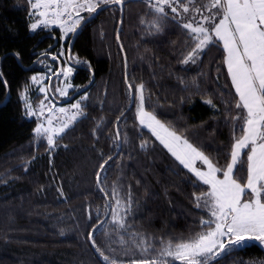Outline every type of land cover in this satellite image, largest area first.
<instances>
[{
	"label": "trees",
	"instance_id": "1",
	"mask_svg": "<svg viewBox=\"0 0 264 264\" xmlns=\"http://www.w3.org/2000/svg\"><path fill=\"white\" fill-rule=\"evenodd\" d=\"M126 1L123 16L111 7L82 27L70 63L74 33L63 38L58 27L32 32L27 0H0V264H106L93 239L110 258H138L133 241L124 236L121 244L111 222L115 199L129 190L127 220L137 235L158 241L199 231L204 213L193 203L195 177L139 126L127 83H143L146 108H154L161 122L222 166L234 134L226 121L239 111L226 109L224 103L238 100L223 62L225 53L209 47L195 64L181 63L190 47L187 30L170 18L161 22V31L149 30L141 23L142 18L152 19L146 0ZM53 55L63 66L67 62L75 68L70 97L94 81L83 93L88 96L85 116L50 148L33 139L37 121L26 115L21 92L36 96L31 78L38 73L53 76L59 69ZM208 99L215 109L204 102ZM107 156L113 157L112 168L98 186L96 172ZM244 176L240 173L242 182ZM113 187L119 197L105 198L99 190L111 193ZM93 228L98 230L90 238ZM215 264H264V245L246 243L222 254Z\"/></svg>",
	"mask_w": 264,
	"mask_h": 264
},
{
	"label": "snow or ice",
	"instance_id": "2",
	"mask_svg": "<svg viewBox=\"0 0 264 264\" xmlns=\"http://www.w3.org/2000/svg\"><path fill=\"white\" fill-rule=\"evenodd\" d=\"M146 2L152 19L145 21L142 18L141 23L146 24L149 30L161 31V22L169 18L187 30L190 47L181 63L195 64L209 47L224 50L223 62L235 95L238 96V100L233 97L231 101L224 102L226 109L239 110L231 121H226L233 128L234 134L226 163L218 166L186 136L166 127L155 114L154 108H146L143 83L128 82V98L134 105L139 126L150 130L176 161L195 177L193 203L204 215L197 225L199 231L186 238L152 240L131 231V224L127 220L132 207L129 190L124 197L115 199L116 208L111 214V222L113 231L120 234L121 244L124 243V236L133 241L132 247L138 253V258L135 254L127 261L110 258L101 251L94 239L92 245L106 264H215L222 254L227 255L243 248L246 243L259 241L264 244V0ZM27 3L33 10L30 16L36 17L30 24L31 30L58 27L67 38L69 33L77 31L82 21L90 19V16L82 13H96L97 9L113 5L122 10L126 0H27ZM63 55L61 51L59 56ZM51 59L57 61L58 56L53 55ZM73 71L74 67L65 62L63 69L53 73L57 78L62 73L61 83L68 81L63 88H56L60 96H68V89L73 87L69 80ZM31 81L33 84L42 83L35 76ZM50 86L38 89L45 93L44 100L48 99L47 88ZM21 99L26 115L38 121L33 129V139L37 142L43 140L46 146L54 148L56 138L84 115L83 101L88 96L82 94L69 107L59 108L54 104H45L44 100H40L34 107L30 97L23 91ZM204 102L216 108L211 99ZM45 111L48 113L46 117ZM227 114L231 115V111ZM54 121L58 123L54 125ZM116 123L119 124V120ZM115 135L119 138V129ZM145 144L142 143L140 147L144 148ZM110 160H113L112 156L104 157L97 169L98 186L107 180V173L112 168ZM197 161L201 167L196 166ZM242 172L245 173L243 182L240 178ZM99 190L105 198L110 195L119 197L116 187H113L111 193L105 192L103 188ZM99 223L103 224L104 221ZM97 230L91 229L90 238ZM124 254H128L127 249Z\"/></svg>",
	"mask_w": 264,
	"mask_h": 264
},
{
	"label": "rangeland",
	"instance_id": "3",
	"mask_svg": "<svg viewBox=\"0 0 264 264\" xmlns=\"http://www.w3.org/2000/svg\"><path fill=\"white\" fill-rule=\"evenodd\" d=\"M31 12H33V10L31 9ZM83 14H85V13H82V15ZM35 19H36V17L35 16H32V22H34L35 21ZM31 22V23H32ZM52 28H55V27H49V28H46V29H52ZM38 30V29H37ZM32 32H35V31H33V30H31ZM62 31V30H61ZM63 34V33H62ZM71 33H69L68 35H70ZM63 38H65L64 36H63ZM68 65H70V66H72L70 63H67ZM65 66V65H64ZM64 66H63V68H64ZM74 74H75V68H74V71H73V73H72V75L69 77V80H70V82H71V84L73 85V87L72 88H69L68 89V96H60L59 95V93H57L55 90H56V88L57 87H61V88H63L64 87V84H66V83H68V81L66 80V81H64L63 83H61V79H62V76L60 77V78H56V80H55V82H54V84H53V90H52V88H51V90L53 91V94L56 96V99L57 100H60V101H64V100H67V99H69V97H70V94H71V92L75 89V87H74V84H73V77H74ZM35 77H37V81H42V83H36V84H33V86H34V89H35V93H36V96L34 97V96H32L31 95V93H26L25 92V94L26 95H28L29 97H30V100H31V102H32V104H33V106L35 107L36 105H38L39 104V102H40V100H44V96H45V93H43V92H40V91H38V89L39 88H41V87H45V86H48V76L47 75H45L44 73H38V74H35L34 75ZM51 77V76H50ZM230 77V76H229ZM48 79V80H47ZM230 81H231V78H230ZM234 88V87H233ZM235 90V89H234ZM47 96H48V99L47 100H44V103L45 104H54L55 106H56V108H59V107H69V105L71 104V103H73V102H75L79 97H77V98H75V99H73L72 101H70L69 103H67V104H60V105H58V104H56V103H54L53 102V100H52V98H51V96H50V94H49V91H48V88H47ZM83 104L85 105V101H83ZM48 115V113H47V111H45V117ZM85 116V111H84V115L82 116V117H80L76 122H78L81 118H83ZM28 118H30L29 116H28ZM30 119H33V120H36L34 117H32V118H30ZM37 121V120H36ZM43 121V117L41 118V122ZM75 122V123H76ZM37 123H38V121H37ZM56 123H58L57 121H54V125L56 124ZM74 123V124H75ZM163 123V122H162ZM74 124H72L71 125V127L74 125ZM165 126L166 127H168L166 124H165ZM71 127H69V128H71ZM68 128V129H69ZM169 128V127H168ZM68 129H66L65 130V132L68 130ZM145 129H147V128H145ZM170 129V128H169ZM148 130V129H147ZM148 131H150V130H148ZM64 132V133H65ZM63 133V134H64ZM62 134V135H63ZM61 135V136H62ZM60 137V136H59ZM59 137H57L56 139H58ZM156 138V137H155ZM159 141V140H158ZM160 142V141H159ZM168 151V150H167ZM245 151H247L246 149H245ZM169 152V151H168ZM170 153V152H169ZM171 154V153H170ZM196 166L197 167H201V164H200V162L199 161H197V164H196ZM187 170V169H186ZM188 171V170H187ZM256 242H258V243H260L259 241H256ZM262 245H264V244H262Z\"/></svg>",
	"mask_w": 264,
	"mask_h": 264
},
{
	"label": "water",
	"instance_id": "4",
	"mask_svg": "<svg viewBox=\"0 0 264 264\" xmlns=\"http://www.w3.org/2000/svg\"><path fill=\"white\" fill-rule=\"evenodd\" d=\"M126 2H128V1H126ZM126 4V3H125ZM111 7H118L120 10H121V8L119 7V6H104L103 8H100V9H97V12L96 13H93L92 15H90V19H87V20H85L78 28H77V31L73 34V37H72V40H71V43H70V47H69V53H68V60H69V62L70 63H72L71 62V55H72V46H73V42H74V40H75V38L77 37V35H78V33H79V31L82 29V27L85 25V24H87L88 22H90L93 18H95L101 11H103V10H106V9H108V8H111ZM124 8H125V5L123 6V9L121 10V13H122V16H123V14H124ZM122 21H123V18H121V21H120V26H119V32H118V39H119V36H120V29H121V26H122ZM125 58H126V56H124ZM58 61V63H59V69H63V65H62V62L58 59L57 60ZM61 76H62V73H61ZM57 78V76H55V75H53L52 77H51V79L49 80V84L48 85H51L50 87H48V91H49V94H50V96H51V98L53 99V101L56 103V104H58V105H60V104H67V103H69L71 100H73L75 97H77V96H80L81 94H83L92 84H93V81L94 80H92V82L87 86V87H85L84 89H82V90H80V91H78V92H76L73 96H71L70 97V99H67V100H64V101H60V100H57L55 97H54V95H53V93H52V90H51V87H52V84H53V81L55 80ZM133 107V105L131 104L130 105V109ZM121 150V143L119 144V148H118V152ZM110 211V206H109V209H108V212ZM222 256V255H221ZM221 258V257H220ZM220 258H218V260L220 259Z\"/></svg>",
	"mask_w": 264,
	"mask_h": 264
}]
</instances>
